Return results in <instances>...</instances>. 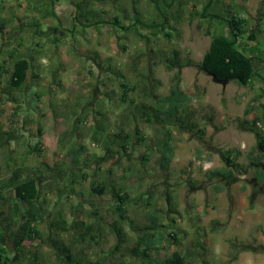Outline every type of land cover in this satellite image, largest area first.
Here are the masks:
<instances>
[{
    "label": "rangeland",
    "instance_id": "rangeland-1",
    "mask_svg": "<svg viewBox=\"0 0 264 264\" xmlns=\"http://www.w3.org/2000/svg\"><path fill=\"white\" fill-rule=\"evenodd\" d=\"M28 1L44 0H0V16L9 20L0 33V65H11L9 51L12 49L16 50V55L27 56L33 61L23 92H17L15 96L17 102L1 93L0 130H10L12 137L0 147V170L3 171L9 155L15 165L37 168L44 179L47 177V181H41L44 186L40 188L44 215L38 225L41 239L34 243L24 242V251L35 252L45 264H70L65 253H59L60 260L54 254L56 245L53 240H60L78 264H139L129 258L124 249L133 245L134 226L141 227L148 221V215L157 211L160 216L157 222L163 225L162 229L176 233L177 245L164 244V247L170 252L196 254L187 260V264H264V232L259 229L261 236L255 224L254 230H250L253 218L237 223L238 217L233 209L229 210L237 196H243L247 181L256 176V168L250 165L249 158L253 160L261 153L256 147L245 149L244 145L237 144L233 174L237 178L242 176V182L228 184L226 195L219 194L215 201L210 196L214 195L210 188L218 180L209 182L206 177V173L225 164L221 163L219 154L230 147L234 135H240L235 132L233 122L243 111L237 102L244 86L236 81L222 86L213 82L199 67L210 43L204 34L205 29L215 35H224L227 26L223 20H229L233 12L229 13L227 3L232 4L235 0H190L188 5H182V18L175 25V30L166 28L171 34L169 38L163 36V31L157 37L144 30L124 33L114 30L106 22L97 27L89 23L74 26L72 2L76 0L56 2L57 22L52 19L38 22V16L26 11ZM108 1L104 5L94 3L93 6L96 10L105 11L101 17L106 21L118 14L121 21L124 16V22L131 24L130 19L135 12L133 7L144 22L155 15L148 0ZM237 1L246 3L252 13L248 20L255 26L256 22L252 21L255 11L264 0ZM196 12L208 16L200 19ZM214 14L221 18L220 22L212 20ZM190 15L194 17L189 19ZM49 26H57L58 29L52 31ZM261 27H264V18ZM142 36L149 37V43ZM260 41L255 50L262 51L264 34ZM240 44L243 45L242 42ZM174 50L180 52L182 59L192 61V65L182 69L180 88L190 96L185 107L191 112L190 123L194 129L189 131L180 125L170 127L174 154L164 170L159 166L155 149V137L160 134L155 126L131 117L132 110L121 101L119 84L124 82L129 87L134 86V91L128 93V99L154 104L153 100L140 94L144 85L141 76H148L155 95L168 94L176 69L168 70L164 60ZM260 72L264 76V70ZM7 79L8 76L0 70V90L6 86ZM208 112L212 113L218 128L210 126L212 129L205 135L199 134L198 129L205 128L204 117ZM78 119L83 121L78 122ZM96 126L103 128L102 139L98 142L93 140ZM38 128L42 131L41 137H38ZM121 130L129 136V157L117 145L108 160L101 161L105 141ZM136 130L144 142L136 143ZM38 138L42 143V153L27 154ZM79 144L87 148L86 155L78 166L70 167L69 159L65 160L63 153ZM42 162L66 171L65 178L43 170ZM70 170L78 177L76 183L66 175ZM82 173L87 175L85 181L79 180ZM5 175L3 173L1 177ZM102 181L108 188L113 186L128 195L130 202L126 204L125 211L131 225L119 220L116 203L110 194L98 196L90 191ZM100 218L106 224L98 225ZM171 218L175 222L172 223ZM59 220L65 223L63 234L52 227ZM80 222L83 226H92L93 241L86 236L80 242L76 233H81L84 227L75 226ZM234 226L239 229L234 231ZM115 227H122L126 234L121 238L125 241L121 246L116 242L118 234ZM241 239L248 245L242 246ZM198 241L200 246L196 244ZM168 242L173 240L168 238ZM35 244H40V247H34Z\"/></svg>",
    "mask_w": 264,
    "mask_h": 264
},
{
    "label": "trees",
    "instance_id": "trees-1",
    "mask_svg": "<svg viewBox=\"0 0 264 264\" xmlns=\"http://www.w3.org/2000/svg\"><path fill=\"white\" fill-rule=\"evenodd\" d=\"M107 1L108 0L73 1L72 4L75 9V15L72 21L74 26L76 24L83 26V23H86L87 25L89 23L90 25L97 27L99 24L106 22L114 30L119 29V31L124 33H139L138 30H144L148 31V34L152 35V37H157L159 33L163 31V36L169 38L171 36L169 30H175V25L178 24L182 18V5L185 6L190 3V0H148V4L152 10L155 11V15L149 21L144 22L140 19V13L132 6L135 11L130 19L132 20V23L126 24V22H124L126 17H121L123 18V21H121L118 14L111 16L107 21L102 19L101 13L105 14V11L103 9L96 10L93 6L95 5L94 3L101 5L109 3V1ZM56 2H58V0H44L42 2L28 1L26 3V11L28 14L38 16L36 20L38 22L47 19H52L54 22H57L58 18L55 12ZM260 12V16L263 19L264 6L261 8ZM195 15L200 18L208 16L205 13L199 15V12H196ZM191 17L193 18L194 15H190L189 19ZM212 20L220 22L221 18L214 14L212 15ZM223 21L227 26L229 36L223 34L215 35L212 34L209 29L205 30V34L210 38V43L207 51L202 55L201 61L199 62L201 70L209 76H214L218 80L227 79L228 82L236 81L242 86L249 85L255 77L264 79V76L254 72L251 58L245 54L246 49L240 48V45L237 42V38L242 34L243 28L246 25L245 20L239 16H232L229 20ZM8 22L9 20L7 18H2L0 16V33H2L5 24ZM167 27L169 30L166 29ZM259 28L264 27H261L260 25ZM48 29L57 31L58 27L49 26ZM255 35V33H250L248 39L253 41ZM142 37L144 38L145 36ZM144 39L146 43H149V37H145ZM55 40L57 41V39ZM15 51L16 50L14 49L9 51L11 65L7 66L5 63L0 65L2 73L8 76L6 86L0 90V98L2 97L1 93H3L4 95L13 98L14 102H17L15 96L17 95V92H23L22 87L28 81L27 77L29 71L33 67V61L30 60V58L28 59L27 56L16 55ZM14 55L16 57H13ZM164 65L168 70L176 69V73L171 79L172 85L170 90L168 94L164 96L155 95L150 87L151 81L147 79L148 76H141V81L144 85L140 89V94L143 98L146 97L153 100L155 102L154 104H147L145 102L138 103L132 98L128 99V93L134 91V86L129 87L126 83L122 82L119 84V87L122 90L121 101L127 104L132 110L131 117L133 119L138 118L145 124L155 126L156 132L160 134V136L157 137L155 147L159 156V166L165 170L168 168L171 157L174 154L172 130L170 127L180 125L182 128L188 130H192L194 127L190 123L192 119L191 112H189L187 106L185 107V104L190 101V96L180 88V75L182 69L186 66L192 65V61L189 59H182L180 57V52L174 50L171 51V55L164 60ZM262 108L264 110L263 104ZM252 111L253 107H247L244 111V116H247ZM79 120L80 119H78V122L83 121V119ZM208 121H210V119H208ZM256 122L261 124L262 129L258 127ZM246 125H249L250 129L247 128ZM237 128L240 130H250L255 133L257 138V149L264 157V115L255 117L251 124L245 119L239 120L237 122ZM102 132L103 128L100 126L95 127L93 132V140L95 142L102 139ZM136 132V143L139 144L144 142L145 140L143 136L137 130ZM197 132L199 134L204 133L203 130H198ZM37 134L38 137H41L42 135V131L39 128L37 129ZM11 137L12 132L10 130L4 132L3 130H0V147ZM59 142H62V138L59 139ZM128 142L129 136L125 134L123 130L114 133L112 138L105 141L103 146L104 155L101 158V161H107L109 155L114 153L113 151L117 145L121 148L123 154L129 157ZM41 148L42 143L38 138L26 153H42ZM61 149H63V147ZM86 152L87 148L84 145L79 144L77 147H74L73 145L63 153V158L65 160L69 159L68 164L70 167H76L81 163V159L86 155ZM119 153L120 152H118V154ZM229 155L226 154V158L228 162H231ZM25 158L26 156L23 157V159ZM7 159L3 171L0 170V264H45L35 252L31 253L28 251V253H26L23 248V243L26 241L34 243L41 239V232L38 229V225L43 221L44 215L40 204V188L44 186L41 184V181H47V177L44 179V175L41 174L37 168H27L23 164L15 165L14 160L9 157V155L7 156ZM144 159L145 158H143V160ZM11 162H14V164L12 165ZM41 165L43 170L56 173L55 175L61 179L65 178L64 175L66 171H63V169H56V165H49L43 162ZM255 165L259 166L255 177L264 179V161H259V163L255 162ZM1 172L5 173L7 176L5 175L1 177V174L3 175ZM66 175H68V178L73 183L77 182V176L73 174V171L70 170ZM233 177V171L227 167L211 171L207 176L209 180L212 178L219 179L218 183L213 186V191L215 193H219L223 190L221 183L222 180H224V182H229ZM52 178H54V180L56 179L55 176H52ZM86 178L87 175L85 173H82L79 176V180L81 179L80 181H85ZM90 191L98 196H101L106 192L111 194L116 203L115 210L119 220L128 225L132 224V221L127 217L125 211L126 204L130 202L129 197L125 192L119 189L115 190L113 186L108 188L105 181L96 183L95 187H92ZM71 192H74L72 188ZM159 217L157 211L148 215L147 223L136 229L133 245L124 249L126 255L129 258L138 261L139 264H187V260L192 258V252H170L164 247V244L170 246L177 245L176 233L171 230L168 232L164 231L162 229L163 225H160L157 222ZM170 220L172 223L175 222L173 218ZM97 223L98 225L106 224L101 218ZM78 225L83 226L84 224L82 222L75 223V226ZM63 226H65L63 220L56 221L52 225L54 231H58L59 234L64 233L65 230ZM83 227L81 233H76L80 238V242H82L86 236H89L93 241L95 236L92 234V226L85 225ZM165 228H169V226H165ZM99 233L100 232H98V234ZM115 233L118 234V239L116 240L117 245L120 244L119 246H121V244L125 242L121 238L124 236L126 237V234L122 231V227H115ZM168 238H171L173 242L169 243ZM53 242L56 245V251L54 250V254H56L57 258H59V253L63 252L70 264H78V262L73 260L69 255L68 249L64 247L60 240H53ZM34 247H40V244H35ZM60 259L61 258L58 260Z\"/></svg>",
    "mask_w": 264,
    "mask_h": 264
},
{
    "label": "crops",
    "instance_id": "crops-1",
    "mask_svg": "<svg viewBox=\"0 0 264 264\" xmlns=\"http://www.w3.org/2000/svg\"><path fill=\"white\" fill-rule=\"evenodd\" d=\"M241 4H242V2L237 1V0H235L232 4H230V2L227 3L228 9H230L229 13H231V11H233L232 14H230L231 17L232 16H239L242 19H244L246 22L245 23L246 25L243 28L242 34L237 38V42L239 43L240 48L246 49L245 54L251 58V63H252V67L254 69V72L259 73L260 75L263 76V74L260 71L264 70V47L261 48L262 51L261 50L258 51V49L255 50L254 48H256L258 46V44H261L260 39L262 38V36L264 34V28H259L261 23H262V20H263L262 17L260 16V13H261L260 11H261V8L264 6V1L261 2L260 7H258L255 11V15H254L255 17L252 20V21L256 22L255 26H253L251 24L250 20H248L252 15L251 11L248 10L249 9L248 6L246 5V3H244L242 5ZM192 5H193V3H192ZM251 6H252V4H251ZM233 7L236 10L235 9L232 10ZM225 31L227 33L225 32L224 35L229 36L228 29H226ZM250 33L256 34L253 41L248 39V35ZM204 34H205V31H204ZM205 35L208 36L207 34H205ZM244 39L246 41H244ZM241 42L243 43V45L240 44ZM212 81H213V79H212ZM229 82H231V81H229ZM246 90H248L247 93L245 92ZM239 96H241L240 100L238 99L240 102L238 101L237 104L241 105L243 111H242L241 116L236 117L234 119L233 124H234V128L236 130L235 132L239 133L240 135H234L231 138L232 140H230V144H229L230 147L226 149L225 153H220L221 156L219 154V158L221 160V163L222 164L225 163L220 168L227 167L228 169H231L232 171H235L234 167H236L235 165H233V163L236 164L234 162V160H235V157L237 155H235L234 153H236V151L238 150L237 144L244 145L245 149L246 148L250 149V148H254V147L257 148V138H256L255 133L253 131H250V130L238 129L237 128V122L239 120L245 119L249 124H251V122L255 119V117L264 115V110L262 108V104L264 105V79L255 77L249 85L244 86V89L242 90V92L241 91L239 92ZM249 106L253 107V111L250 114H248L247 116H244V111ZM204 118H205V120H204L205 128L204 129H202V128L198 129V130H203L204 135H205V133L209 132V130L212 129V127H210V126H213L216 129L218 128V125H216V123H214V117H213L212 113L208 112L207 116H205ZM208 119H210V121H208ZM256 124L258 125V127L260 129H262L261 124H259V122H256ZM246 126H247V128H249V125H246ZM192 130H189V131H192ZM155 140H157V137H155ZM155 143H156V141H155ZM155 149H156V147H155ZM226 154L227 155L230 154L229 158L231 159V162H228V160L226 158ZM172 157H171V160H172ZM248 157H250V156H248ZM249 159H250L249 163L251 162L250 165L254 166L256 168V171H257V169H259V166H258L259 164L255 165V162L259 163V161H261V162L264 161V157H263L262 153H261V155H257L256 158L253 160L251 159V157ZM170 163H171V161H170ZM170 163H169V165H170ZM220 168H218V169H220ZM216 170L217 169H214L212 171H216ZM209 172H211V171H209ZM209 172L206 173V177L208 176ZM214 179H216V178H212L211 180H209V179L208 180H209V182H211ZM241 179H242V176L241 177L239 176L238 178L234 176L233 179L229 182H224V180H222L221 183H222V187H224V188L219 193H215L213 191V186L211 185L212 187L210 188V191L214 193V195L213 194L210 195V196L214 197V198L212 197V200L213 201L217 200V197L219 194H225L226 195V192L228 191L227 185L234 183L236 181L238 182ZM216 180L219 181V179H216ZM240 182H242V181H240ZM241 187H244V185H242ZM243 190H244L242 192L243 196L242 197L237 196L235 202L233 203V206L231 208L229 207L230 208L229 210L233 209V213H235L236 217H238L239 221L238 222L236 221L237 223H241L242 221H246L245 219H248V218L255 219L254 222H252L251 224H252V226L255 224L254 226H255L256 230H258V233L261 235L259 229L261 228V230L264 232V194H258L253 199H251L250 198V192L251 191L249 189L248 183L246 184V186ZM105 194H107V192ZM103 195H101V196H103ZM110 196H111L112 200L114 201L113 196L111 194H110ZM229 200H231V199L229 198ZM237 211L239 213H237ZM252 226H251L250 230H254V226L253 227ZM134 228L138 229L139 227L134 226ZM238 229H239L238 226H234V231H237ZM261 236H263V235H261ZM262 238H264V237H262ZM193 242H197V241L194 240ZM245 243H246V241H242V239H241L240 244H242V246H247L248 244H245ZM196 244H198V246H200L199 241ZM247 250H250V249L248 248ZM197 251H198V249H197ZM211 255H213V254H211ZM195 256H196V254L192 252V258ZM202 263H203V261H202Z\"/></svg>",
    "mask_w": 264,
    "mask_h": 264
},
{
    "label": "flooded vegetation",
    "instance_id": "flooded-vegetation-1",
    "mask_svg": "<svg viewBox=\"0 0 264 264\" xmlns=\"http://www.w3.org/2000/svg\"><path fill=\"white\" fill-rule=\"evenodd\" d=\"M250 189V198L253 199L258 194H264V179L252 177L247 181Z\"/></svg>",
    "mask_w": 264,
    "mask_h": 264
},
{
    "label": "water",
    "instance_id": "water-1",
    "mask_svg": "<svg viewBox=\"0 0 264 264\" xmlns=\"http://www.w3.org/2000/svg\"><path fill=\"white\" fill-rule=\"evenodd\" d=\"M211 77H212V79H213L214 82L219 83V84H221L222 86H225L226 83L228 82L227 79L218 80V79H216L214 76H211Z\"/></svg>",
    "mask_w": 264,
    "mask_h": 264
}]
</instances>
